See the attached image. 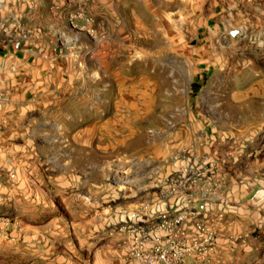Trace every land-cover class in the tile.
<instances>
[{"label": "rangeland", "instance_id": "374dc122", "mask_svg": "<svg viewBox=\"0 0 264 264\" xmlns=\"http://www.w3.org/2000/svg\"><path fill=\"white\" fill-rule=\"evenodd\" d=\"M198 3L70 0L0 104V264H264V63Z\"/></svg>", "mask_w": 264, "mask_h": 264}, {"label": "crops", "instance_id": "0c3cea01", "mask_svg": "<svg viewBox=\"0 0 264 264\" xmlns=\"http://www.w3.org/2000/svg\"><path fill=\"white\" fill-rule=\"evenodd\" d=\"M198 1L200 9V2L207 0ZM69 2L0 0V104L9 96L28 91V71L34 66L33 62L45 59L52 50L47 34H52L59 22L69 17L72 12ZM213 3L214 15L223 19L219 22L222 29H227L225 18L230 17V30L239 26L251 30L248 41L254 49L252 62L264 63V52L258 51L264 49V0H213ZM237 43L234 40L230 46L237 48Z\"/></svg>", "mask_w": 264, "mask_h": 264}, {"label": "built area", "instance_id": "2783aa9c", "mask_svg": "<svg viewBox=\"0 0 264 264\" xmlns=\"http://www.w3.org/2000/svg\"><path fill=\"white\" fill-rule=\"evenodd\" d=\"M165 218H166V217H165ZM180 219L182 220L183 218L181 217ZM161 258H162V259H166V258H167V254H166V253L161 254Z\"/></svg>", "mask_w": 264, "mask_h": 264}]
</instances>
